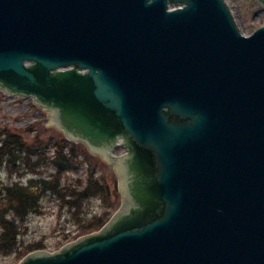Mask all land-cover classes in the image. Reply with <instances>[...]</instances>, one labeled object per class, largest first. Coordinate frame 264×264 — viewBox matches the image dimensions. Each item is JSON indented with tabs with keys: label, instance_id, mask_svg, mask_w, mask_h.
Instances as JSON below:
<instances>
[{
	"label": "water",
	"instance_id": "water-1",
	"mask_svg": "<svg viewBox=\"0 0 264 264\" xmlns=\"http://www.w3.org/2000/svg\"><path fill=\"white\" fill-rule=\"evenodd\" d=\"M224 2L0 0V88L128 151L102 231L19 264H264V27Z\"/></svg>",
	"mask_w": 264,
	"mask_h": 264
},
{
	"label": "rangeland",
	"instance_id": "rangeland-1",
	"mask_svg": "<svg viewBox=\"0 0 264 264\" xmlns=\"http://www.w3.org/2000/svg\"><path fill=\"white\" fill-rule=\"evenodd\" d=\"M233 12L235 21L240 31L244 35L251 34L255 29L264 26V8L256 0H225ZM29 102L24 100L13 99L12 102L6 103V97L0 94V125L6 127L13 135H18L21 141L28 145H36L37 142H43L42 145L51 143L57 137H61L52 126L42 132L41 136L34 138L36 133L39 135V129L47 125V119L43 116L40 123H37L32 129L24 130L32 116L38 117L34 112L28 114ZM32 115V116H31ZM25 121V122H24ZM34 130L35 132H32ZM80 147V146H75ZM87 157L88 152L80 147ZM51 151L45 150L44 158H50ZM94 163L97 162L101 167L97 174L105 176L107 184H112L114 175L110 167L101 164L97 159L89 157ZM29 162L30 159H27ZM0 189L4 186L12 185L16 182L27 184V181L34 176H48L54 172L50 165L38 164L34 168H27L24 164L8 168L3 165L0 169ZM61 183H72L76 179L84 181L83 172L80 170L74 173H68L61 176ZM36 178V177H35ZM57 188V187H56ZM76 190V189H72ZM110 190H114L112 186ZM69 192V191H68ZM76 192V191H75ZM61 199L60 193L49 192L41 195L39 211L28 213L24 218L17 219L16 226V245L3 248L0 242V264H18L20 259L36 251L55 252L61 249L65 244L77 240L83 236L98 231V226L90 227L95 223V219H104V223L116 211V207L108 209L107 203H103L99 198L92 197L91 200L76 203L71 198ZM117 197V195H114ZM1 198V196H0ZM114 197L112 201H114ZM111 201V202H112ZM0 205L3 203L0 201ZM5 207L1 206L0 211ZM5 210V209H4ZM9 207L6 205V213ZM98 224V223H97ZM96 224V225H97ZM1 230V225H0Z\"/></svg>",
	"mask_w": 264,
	"mask_h": 264
},
{
	"label": "trees",
	"instance_id": "trees-1",
	"mask_svg": "<svg viewBox=\"0 0 264 264\" xmlns=\"http://www.w3.org/2000/svg\"><path fill=\"white\" fill-rule=\"evenodd\" d=\"M45 131V129H42L41 133H45ZM20 138L18 135H13L10 131L0 133V167L2 165H8L9 167L17 163L30 166L31 162L27 160L29 158L34 162L42 161V164L55 167L56 175L49 181L34 179L29 181L26 186L19 184L11 185L5 186L0 190V201L3 203L0 207H5V210L0 211V225L2 229L0 242L3 248H6V243L8 247L12 245L15 247L16 226L14 221L26 216L29 212H35L38 208L41 195L43 194H48L49 192L60 193L63 195L61 199H64V197L69 198V194H72L71 198L76 203L88 200L94 195H97L98 198L107 202L111 197L109 187L105 181L95 176L97 171L96 167L88 169V177L85 185L78 180L73 182L72 185L62 184L60 182V174L67 171H78L81 168L82 163L79 162L78 157L79 155H84V153L80 148L71 146L69 142L60 137L59 140L57 139V144L56 140L53 139L45 147L42 146L43 142L36 141V145H28L24 141H21ZM51 148L54 153L53 159L47 162L46 158H44V150ZM36 164H32V166ZM6 205L9 207V212L7 213ZM108 207L111 208V205L109 204ZM102 224L101 221L97 226H101Z\"/></svg>",
	"mask_w": 264,
	"mask_h": 264
},
{
	"label": "bare ground",
	"instance_id": "bare-ground-1",
	"mask_svg": "<svg viewBox=\"0 0 264 264\" xmlns=\"http://www.w3.org/2000/svg\"><path fill=\"white\" fill-rule=\"evenodd\" d=\"M30 161H31V160H30ZM53 176H54V175L51 173V174L48 175V176H47V175H46V176H42L41 179H43V180H45V181H49L50 179L53 178ZM52 181H53V180H52ZM52 181H51V182H52Z\"/></svg>",
	"mask_w": 264,
	"mask_h": 264
}]
</instances>
